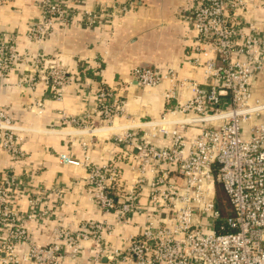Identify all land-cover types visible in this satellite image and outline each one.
<instances>
[{
    "label": "built area",
    "instance_id": "1",
    "mask_svg": "<svg viewBox=\"0 0 264 264\" xmlns=\"http://www.w3.org/2000/svg\"><path fill=\"white\" fill-rule=\"evenodd\" d=\"M5 2L0 0V6ZM249 3L196 0L185 15L195 33L193 53L197 55L189 62L204 68L206 83H189L192 96L151 122L152 133L127 130L115 136L116 142L137 151L131 160L133 182L125 184L114 163L92 164L86 154L83 160L61 157L64 163L86 170L92 202L102 213L114 215V224L87 220L77 229L70 228V223L55 226L52 240L37 244L25 224L33 213L21 217L11 207L8 187L15 184L14 176L0 175V264H264V109L252 90L254 77L264 76V33L252 28L244 33ZM71 6L72 0H41L26 42L47 40L56 22L60 29H67L74 21ZM130 6L99 5L84 11L81 23L86 28L101 27L124 15ZM209 53L212 57L204 62L198 57ZM23 64L33 72L19 75L18 84L34 89L41 82L51 100H61L64 88L71 84L94 96L89 115L76 118L61 113L63 126L83 131L124 116L125 103L117 89L94 90L87 79L89 68L70 72L42 51L21 52L19 34L0 31V87ZM131 74L142 88L166 82L173 88L185 86L172 69L139 66ZM172 97L173 92L166 94ZM17 131L0 107V147L12 158L23 159ZM161 136L166 146L150 140ZM145 185L147 205L142 207L138 197ZM218 187L230 214L223 215L218 206ZM43 199L39 197L38 203ZM35 212L42 224L50 225L49 211ZM140 213L145 219L139 233H122L117 237L120 247L114 245L110 239L115 226L127 224Z\"/></svg>",
    "mask_w": 264,
    "mask_h": 264
},
{
    "label": "crops",
    "instance_id": "2",
    "mask_svg": "<svg viewBox=\"0 0 264 264\" xmlns=\"http://www.w3.org/2000/svg\"><path fill=\"white\" fill-rule=\"evenodd\" d=\"M41 0H6L0 6V31L19 34L20 51H42L70 72L86 66L87 79L92 88H116L125 103V114L112 124L80 131L63 126L61 113L83 118L92 112L94 96L74 84L64 88L61 100L49 99V91L39 82L34 89L18 84L19 75H30L29 65H20L19 71L0 87V107L18 128L19 144L25 153L23 159L12 158L0 147V175L14 176L15 184L8 187L11 207L26 220L31 237L44 245L52 240V228L71 224L72 229L87 220L114 224V215H106L92 202L87 184V172L64 163L62 156L83 160L84 154L92 164H111L122 174L126 183L133 182L131 160L137 154L133 146L116 142L127 130L139 133L150 131V123L163 112L186 102L193 93L189 83H206L204 68L189 61L193 53L195 33L185 15L196 0H72L74 21L67 29L54 24L49 38L41 43H27L25 34L29 23L40 11ZM124 15L114 17L111 23L97 28H86L81 23L84 11H93L99 5L129 4ZM246 29L264 33V0H250L249 13L244 15ZM202 62L211 54L198 56ZM146 66L162 70L172 69L177 78L185 81L181 89L166 82L156 88H142L131 71ZM254 99L264 102V76L256 75L252 82ZM173 97L166 98L167 93ZM42 104L39 107L37 104ZM253 125L254 122H251ZM198 132V129H194ZM157 146H166L161 136L150 138ZM86 143L83 148L82 144ZM147 190L139 198V205H147ZM39 197L44 199L38 203ZM36 201L32 203L31 201ZM49 211L51 223L42 224L37 212ZM144 214H136L127 224L116 225L110 241L120 247L117 237L122 233L138 234L144 223Z\"/></svg>",
    "mask_w": 264,
    "mask_h": 264
},
{
    "label": "rangeland",
    "instance_id": "3",
    "mask_svg": "<svg viewBox=\"0 0 264 264\" xmlns=\"http://www.w3.org/2000/svg\"><path fill=\"white\" fill-rule=\"evenodd\" d=\"M262 105H264V102H263ZM168 113H169V112H163V113L161 114L160 118H162L164 114L167 116ZM262 115L264 116V110L262 111ZM174 116L177 117L178 119H182V118H183V117H181V115H179V114H175ZM160 118H159V119H160ZM170 118H171V117H170ZM215 195H216V198H218L219 202H220L222 205H224V207H225V205H226V197H225L223 191L221 190V188H219V189L216 191ZM224 209H225V208H224ZM225 210H226V209H225Z\"/></svg>",
    "mask_w": 264,
    "mask_h": 264
},
{
    "label": "trees",
    "instance_id": "4",
    "mask_svg": "<svg viewBox=\"0 0 264 264\" xmlns=\"http://www.w3.org/2000/svg\"><path fill=\"white\" fill-rule=\"evenodd\" d=\"M218 189H219V187L216 189V191H217ZM217 203H218V206L220 207V209H221L223 215L230 214L229 212H227V211L225 210L226 207H227V204H226L225 207H224V205H222V204L219 202L218 198H217ZM224 208H225V209H224Z\"/></svg>",
    "mask_w": 264,
    "mask_h": 264
},
{
    "label": "bare ground",
    "instance_id": "5",
    "mask_svg": "<svg viewBox=\"0 0 264 264\" xmlns=\"http://www.w3.org/2000/svg\"><path fill=\"white\" fill-rule=\"evenodd\" d=\"M261 108H263V109H264V105H263V106H261Z\"/></svg>",
    "mask_w": 264,
    "mask_h": 264
}]
</instances>
